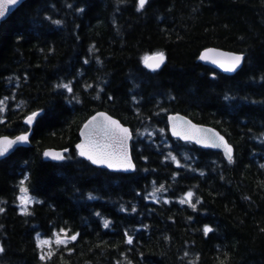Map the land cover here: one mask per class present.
<instances>
[{
    "label": "trees",
    "instance_id": "16d2710c",
    "mask_svg": "<svg viewBox=\"0 0 264 264\" xmlns=\"http://www.w3.org/2000/svg\"><path fill=\"white\" fill-rule=\"evenodd\" d=\"M136 9V0H26L0 26V135L32 130L30 148L0 164V264H264V0ZM206 48L242 53L244 64L224 76L199 63ZM157 51L163 65L145 68L141 58ZM97 111L130 128L133 174L77 156L79 128ZM174 113L218 130L233 161L172 140ZM50 148L69 152L47 162ZM25 175L28 214L17 200ZM189 190L195 210L179 202ZM60 229L77 240L37 247Z\"/></svg>",
    "mask_w": 264,
    "mask_h": 264
},
{
    "label": "snow or ice",
    "instance_id": "6c2138e0",
    "mask_svg": "<svg viewBox=\"0 0 264 264\" xmlns=\"http://www.w3.org/2000/svg\"><path fill=\"white\" fill-rule=\"evenodd\" d=\"M19 3V0H0V19L4 18L6 13L10 11L11 6ZM147 3V0H136L137 11L143 9ZM80 11V10H78ZM53 23L59 24L60 21H54ZM198 59L201 61L209 62L218 66L225 72H235L245 59L242 53H232L219 51L213 48H206L200 52ZM141 62L145 68L155 71L161 67L165 62V53L157 51L151 55H144L141 58ZM87 63V61H85ZM57 89H65L69 93L73 91L70 83H58L54 86ZM86 87H91L87 85ZM111 99V97H109ZM7 99V98H5ZM227 99V97H226ZM80 101L77 99V103ZM4 100H0V113L5 111ZM38 112L33 111L25 118V124L31 126L33 120L37 117ZM3 121L0 120V123ZM168 127L172 136L178 137L180 140L186 142H194L196 144L204 145L205 147H222L224 154L229 163L233 161L232 147L225 142L223 136L215 133L211 129H205L197 124L192 123L190 120H186L179 115L168 116ZM163 131V130H161ZM79 142L75 144V152L79 157H83L93 165L104 166L108 169L129 170L133 169L134 165L132 159L129 156L128 142L132 138V134L128 127L123 126L118 120L105 112H96L90 116L81 126ZM29 141V133L23 132L20 135L10 138L6 135H0V157L5 156L17 144H25ZM69 152V148H64L62 151H49L46 150L43 155L49 157L55 161H63L66 159L65 153ZM171 160L177 163L176 156L169 153ZM264 167V165H262ZM202 174V173H201ZM28 176L25 175L20 181L19 192L17 196L19 201V207L23 214H28V206L34 201V198L30 196L29 189L26 187ZM163 185L160 188L154 189L151 195H155L156 192L162 190ZM194 193L189 190L184 194V197L179 201L181 204L187 203L195 210L196 204L200 203L197 199L193 203ZM89 199H93L90 195ZM39 203V201H35ZM168 203L167 200L164 201ZM123 210V209H122ZM4 209L0 208V212ZM135 211V208H133ZM99 215V214H97ZM103 226L109 227V221L104 220ZM212 231V228L205 225L203 228L204 234L207 236ZM78 234H69L68 230L60 229L59 233L54 232L52 239H37V247L43 248L44 246L55 243L58 247L63 245L67 246L69 243L77 240ZM125 243L131 244L133 242L132 237L125 233ZM3 249H0L2 251ZM71 251V249H69ZM52 252L49 251L47 256L50 258ZM41 260H45L46 256L41 255ZM223 264V262H221Z\"/></svg>",
    "mask_w": 264,
    "mask_h": 264
},
{
    "label": "water",
    "instance_id": "95a60500",
    "mask_svg": "<svg viewBox=\"0 0 264 264\" xmlns=\"http://www.w3.org/2000/svg\"><path fill=\"white\" fill-rule=\"evenodd\" d=\"M26 2V0H19V3L18 4H16V5H14V6H11V9H10V11L9 12H7L6 13V15H5V17L4 18H2V19H0V26L5 22V21H7L8 20V18H10L16 11H17V9L18 8H20V6H22L23 5V3H25ZM213 49H217V48H213ZM217 50H219V51H224V52H230V51H225V50H221V49H217ZM232 53H235V52H232ZM237 54H239V53H237ZM199 60V59H198ZM199 63L202 65V66H204V67H207V68H210V69H212V70H214V71H216V72H218V73H220V74H222V75H224V76H233V75H235L238 71H240V69L242 68V66H243V64H244V60H243V62H242V65L235 71V72H231V73H229V72H225V71H223L221 68H219L218 66H216V65H213V64H211V63H209V62H206V61H201V60H199ZM163 65V64H162ZM161 65V66H162ZM97 112H103V111H97ZM96 113V112H95ZM94 113V114H95ZM106 113V112H105ZM94 114H92V115H94ZM106 114H108V113H106ZM91 115V116H92ZM109 115V114H108ZM176 116V115H179L180 117H183L184 119H186V120H190L192 123H194V124H196L195 122H193L191 119H189L188 117H186V116H184V115H181V114H178V113H174V114H168L167 116H166V125H167V131H168V135H169V137L172 139V140H176V141H179V142H181V143H187V144H191V145H193V146H196V147H198V148H200V149H202V150H207V151H212V152H217V153H220L221 155H222V157L228 162V160L226 159V157H225V154H224V150H223V148L222 147H205L204 145H201V144H196V143H194V142H186V141H183V140H180L178 137H174V136H172V134H171V131L169 130V127H168V116ZM38 116V115H37ZM90 117V116H89ZM88 117V118H89ZM37 118V117H36ZM35 118V119H36ZM87 118V119H88ZM114 118V117H113ZM34 119V120H35ZM86 119V120H87ZM114 119H116V118H114ZM34 120H33V122H34ZM85 120V121H86ZM116 120H118V119H116ZM25 121V120H24ZM84 121V122H85ZM119 121V120H118ZM83 122V123H84ZM120 122V121H119ZM83 123H82V125H83ZM121 123V122H120ZM122 124V123H121ZM81 125V126H82ZM123 125V124H122ZM197 125H199V126H201V127H203V128H205V129H211V130H213L215 133H218L220 136H223L218 130H216L215 128H213V127H211V126H205V125H200V124H197ZM81 126H80V128H81ZM123 126H125V125H123ZM125 127H127V126H125ZM80 128H79V131H78V142H79V139H80V136H79V133H80ZM129 128V127H128ZM129 130H130V128H129ZM28 133H29V141H28V143H25V144H17V145H14L13 146V148L11 149V150H9V152L8 153H6L5 154V156H3V157H0V164L4 161V160H6L7 158H9L16 150H18V149H27V148H30V146H31V144H30V141H31V137H32V130H29V131H27ZM130 132H131V130H130ZM131 134H132V132H131ZM18 135H20V134H18ZM17 136V135H16ZM133 136V135H132ZM10 138H14L15 136H9ZM224 137V139H225V142L226 143H228L231 147H232V150H233V157H234V148H233V146L228 142V140L226 139V137L225 136H223ZM131 140H132V138L129 140V142H128V150H129V156H130V158L132 159V162H133V165H134V168L133 169H129V170H118V169H108V168H106V167H104V166H98V165H93V164H91L88 160H86L85 158H83V157H79L78 155V157L81 159V160H83V161H85V162H87V163H89L92 167H94V168H97V169H102V170H106V171H108V172H110V173H116V174H123V175H131V174H133L134 172H135V170H136V166H135V163H134V160H133V158H132V154H131ZM46 150H49V151H62V150H56V149H46ZM46 150H44L43 151V153L46 151ZM74 150H75V147H74ZM68 154V152L67 153H65L64 155H67ZM43 157L45 158V161H47V162H56V163H58V162H61V161H55V160H52L51 158H49V157H45L44 155H43Z\"/></svg>",
    "mask_w": 264,
    "mask_h": 264
}]
</instances>
